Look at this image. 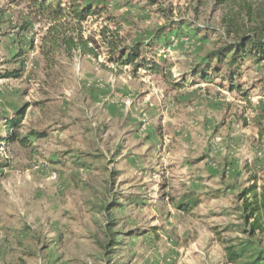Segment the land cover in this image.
Listing matches in <instances>:
<instances>
[{
  "label": "rangeland",
  "instance_id": "obj_1",
  "mask_svg": "<svg viewBox=\"0 0 264 264\" xmlns=\"http://www.w3.org/2000/svg\"><path fill=\"white\" fill-rule=\"evenodd\" d=\"M90 1L105 9L83 24L98 58L46 60L50 23L0 0V264H232L221 239H250L264 206V63L245 64L237 92L194 74L264 39V0ZM118 28L165 74L118 68L101 36ZM15 119L32 147L9 142Z\"/></svg>",
  "mask_w": 264,
  "mask_h": 264
},
{
  "label": "trees",
  "instance_id": "obj_2",
  "mask_svg": "<svg viewBox=\"0 0 264 264\" xmlns=\"http://www.w3.org/2000/svg\"><path fill=\"white\" fill-rule=\"evenodd\" d=\"M114 1V0H109ZM155 4L153 0H148ZM221 5H225L229 0H215ZM31 12L41 19H46L50 23L49 36L44 40L42 52L46 60H49L51 55L58 52H64L70 57L74 52H80L85 56H93L98 58V53L91 48L93 40H85L82 34L83 24L92 17L101 18L105 9L98 3L90 0H31L29 5ZM110 22L115 21L113 19ZM118 25V24H117ZM120 29L115 32H101L104 46L108 50L110 60L118 67L133 66L135 74L139 70H144L154 73H164V68L157 64L156 59L151 61L148 57V49H143L142 45L135 44L132 46H124V39L120 36ZM71 35L68 36V34ZM108 33L111 35L108 36ZM150 51L154 50L153 45H149ZM167 45H161V48ZM231 56L230 60L227 58ZM154 58V57H152ZM248 61H252L255 66L264 63V39H257L253 36H244L237 43L226 45L217 51L209 53L204 63L197 69L194 75L200 76L205 81L212 82L215 78L220 77L221 83H227L231 92L241 91L239 78L243 68ZM23 73L22 69H16L8 72L6 77L19 79ZM165 74V73H164ZM212 76V77H211ZM23 115V113L21 114ZM22 119L11 120L6 125L9 132V142L19 141L28 147H32L29 139H22L17 133V128L20 126ZM32 136L43 139L47 136L43 133H33ZM188 202L187 205L181 202H172V206L180 211L190 213L196 204ZM259 205V203H256ZM260 207L253 205V212L246 217L248 224L253 220L249 231L243 233L248 234L250 239L246 241L240 240L237 244L233 240L224 241L221 239V244L226 247L228 261L232 264H264V249L256 241L255 237L264 239V213ZM228 232V229H226ZM230 231V229H229Z\"/></svg>",
  "mask_w": 264,
  "mask_h": 264
}]
</instances>
